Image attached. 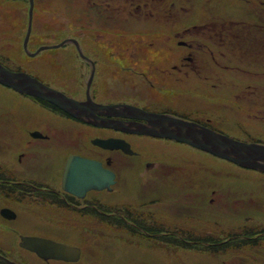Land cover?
Wrapping results in <instances>:
<instances>
[{"label": "rangeland", "instance_id": "rangeland-1", "mask_svg": "<svg viewBox=\"0 0 264 264\" xmlns=\"http://www.w3.org/2000/svg\"><path fill=\"white\" fill-rule=\"evenodd\" d=\"M30 6V0H0V64L9 70L32 77L37 74L42 83L77 101L65 92L77 95L82 87L84 89L86 82L88 95L93 79L96 82L95 87L107 80L106 76L95 74V71L87 73L84 81L80 80L82 71H79L78 67L83 66L82 60L89 56L97 59V65L109 68L118 65L154 68L189 65L192 62L185 59L191 55L194 64L199 69L204 67V72L209 74V77H202V71L200 79L193 76L187 79L186 83H190L189 85L177 84L175 90L190 87L192 92L195 86H200L202 82H209L212 87L219 84L216 92L208 91V95L204 92L202 96H209L211 106L217 107L220 112L222 107L224 108L223 122L218 127H221L220 130L210 128L211 126L204 128L240 142L264 145V44L252 52L242 50L244 43H236L235 47L229 45L230 38L236 42L235 36L231 34L238 32L239 35H244L246 26L254 31L264 29V0H33L31 14ZM30 20L28 53L33 54L32 57L23 49V40ZM226 27L230 31H227ZM261 39L264 40V37ZM45 47L50 48L36 54L39 49ZM104 51L111 53H103ZM186 78L188 77L181 81L185 82ZM127 85L118 90L109 89L110 92L105 89L103 94L100 90L96 94L99 93L98 97L103 100L109 98V93L116 90L119 93L117 97L127 99L130 101L128 103L142 105L141 101H145L144 104L153 100L166 104L165 97L158 96L164 95L160 88L139 84L136 88L139 87L143 92L139 95L136 91H131L128 83ZM201 89L192 93L201 98ZM169 91L173 92L171 88L165 90L167 93ZM88 97L91 104L100 105ZM173 97L167 105L177 102V96ZM33 98L0 84V108L3 112L9 110L23 113L24 109L37 114L47 113L50 118L57 117L54 111L58 108L56 105ZM195 102L197 107L203 106L201 100ZM116 106L115 110L120 115L116 114L115 117L137 118L148 122V125L130 123L127 126L133 124L150 128L151 123L147 120V115L185 121L172 115L148 113L127 104ZM98 116L103 117V114ZM219 119H222V116L212 118L213 124ZM130 134L156 139L147 145L135 143V139L130 141L131 146L127 143L131 151L133 147L139 154L124 162L128 167L118 170L120 185L124 180L129 184L131 180L139 177L138 170L143 162L155 160L173 163L176 169L175 173L170 175L173 179L203 178L209 182V186L203 190L204 201L194 195L195 198L188 202L187 212H178L177 218L162 224L179 233H184L185 229L192 230L194 236H191V239L195 241L201 237L199 244H192L190 240L188 242L191 245L178 241L175 238L176 233L155 234L160 238L161 257L182 258L173 264H187L184 259L192 258L197 261L202 257V253H205L207 260L199 264H220L223 260L244 253L248 259L256 261L255 250L251 249V252L247 253V250L239 251L238 248L241 244L251 242L264 247V173L242 168L218 159L207 151L192 148L168 137ZM120 150L125 152L121 148ZM2 174H6V170H3ZM111 175L115 177V174ZM114 183L112 181V185ZM183 183L178 182L176 187L186 193L189 186ZM218 185L222 188L223 202L216 201L218 198L212 194L213 187L217 189ZM49 188L54 190L55 186L51 185ZM131 193L129 192L130 195ZM124 197L127 198L126 194ZM50 199H53L52 195L49 198L44 195L39 198L46 202ZM183 204L179 203L177 210L185 208ZM199 204L208 206L209 209L204 222L198 216L196 206ZM52 209L45 208L47 212ZM167 229L165 228V231ZM256 233L260 234V240L242 241L236 237L238 234ZM116 235L107 234L96 239L90 235L86 237L82 233V240L85 239L86 246H90L99 241H113L112 237L115 238ZM144 238L146 239L140 240L151 241L146 236ZM192 262L194 261L189 263Z\"/></svg>", "mask_w": 264, "mask_h": 264}, {"label": "flooded vegetation", "instance_id": "flooded-vegetation-1", "mask_svg": "<svg viewBox=\"0 0 264 264\" xmlns=\"http://www.w3.org/2000/svg\"><path fill=\"white\" fill-rule=\"evenodd\" d=\"M105 52L111 53H103ZM192 59L191 55L186 56L185 60L192 63L182 66L152 68L118 65L109 68L97 65V59L89 56L85 60L81 59L84 65L78 67V70L82 71L80 80L84 81L87 73L91 71L106 76L107 80L95 87L96 82L93 79L88 95L86 82L83 83L84 89L82 87L77 95H69L66 92L65 94L78 102H87L89 96L100 105L127 104L148 113L172 115L217 130L223 122L224 108L222 107L220 112L217 107L211 106V99L207 95L208 91L216 92L219 84L216 87H212L209 82L196 85L192 92L197 93L198 89L202 88L201 98L194 95L190 87L175 90L177 84L187 86L190 84L186 83L187 79L193 76L200 79L199 75L206 71L204 67L199 69ZM204 74L202 77L208 79L209 74ZM184 77H188L185 82L181 81ZM127 83L131 91H136L139 95L143 93L139 87L136 88L139 84L162 89L164 95L158 96L165 97L166 104L153 100L144 104L145 101H141L142 105L128 103L130 101L127 99L117 97L119 93L116 90L109 93V98L103 100L98 97L99 93L96 94L100 90L103 94L105 89L106 92H110L109 89L112 88L118 90ZM170 88L173 92H165ZM204 92L207 95L202 96ZM173 95L177 96V102L167 105L170 98L174 99ZM200 100L203 106L197 107L195 101ZM54 111L56 118H50L47 113L37 114L24 109L23 113L9 110L3 112L0 108V264H173L182 258L161 257L160 238L155 234L176 233L175 238L178 241L191 245L188 242L190 240L192 244H199L201 237L192 240V230L185 229L184 233H179L162 224L177 218L178 212H187L188 202L193 198L199 197L204 201L203 190L209 186L206 179H173L170 177L176 171L173 163L155 160L143 162L138 170L139 177L131 180L129 184L124 180L120 185L118 170L128 167L124 162L138 156L139 152L133 147L132 154L120 149H102L93 141L122 140L131 146L132 139L136 140L135 143L147 145L156 138L130 134L118 128L97 127L58 108ZM219 115L222 119L213 124L212 118L215 119ZM96 117L105 119L106 116L96 114ZM109 121L117 126H127L130 123L148 125L146 120L137 118L114 116ZM94 163H98L108 174H115V177H112L114 179H99L97 170L92 171L89 168V164ZM3 170H6L4 175ZM112 181L115 182L113 185ZM178 182L189 186L186 193L176 187ZM98 183L103 185L102 188L95 187ZM51 185L55 186L54 190L49 188ZM129 192H132L131 195ZM212 194L218 198L216 201L222 202L220 185L217 189L213 187ZM42 195L46 198L52 195L53 199L41 201L39 198ZM179 203L185 208L177 210ZM46 207L53 209L47 212ZM196 208L198 216L204 222L209 212L208 206L199 204ZM165 228L170 229L165 231ZM82 233L86 237L90 235L96 239L107 234L117 235L112 237L113 241H99L95 242L96 245L86 246ZM143 235L151 241H141L140 239H146ZM153 236L155 237L151 238ZM236 237L242 241L261 239L258 238L259 233L238 234ZM121 238L123 240H120ZM46 241L65 247L60 251L47 248L43 251L46 256H42L38 251L45 250ZM239 247V251L247 250V253L251 252V249L255 250L256 261L241 253L239 256L223 260L220 264H264V247L255 245V242L241 244ZM206 260L205 253H202V257L197 261L192 258L184 259L187 264L204 263ZM191 261L194 262L189 263Z\"/></svg>", "mask_w": 264, "mask_h": 264}, {"label": "water", "instance_id": "water-1", "mask_svg": "<svg viewBox=\"0 0 264 264\" xmlns=\"http://www.w3.org/2000/svg\"><path fill=\"white\" fill-rule=\"evenodd\" d=\"M30 14L33 9V0H30ZM31 19V16H30ZM31 30V20L29 21L28 31L25 39L23 40V49L30 56L33 54L28 53V37ZM64 44V43H61ZM50 47L39 49L40 51ZM0 84L13 89L14 91L27 95L30 97L38 98L56 105L59 109L70 114L73 117L87 121L95 125H101L105 128H118L129 133L148 134L155 137H168L179 141L192 148L207 151L218 159H223L230 163L236 164L242 168L256 170L264 173V145L258 143H244L235 139L227 138L221 134L212 132L207 128L201 127L195 123L183 122L180 120L170 118H160L147 115V120L150 121L151 126L131 125V126H117L107 119H96V114H103V116L112 117L120 115L116 111V105L100 106L91 104V100L86 102H78L71 98L66 97L58 90L45 85L37 78L29 76L25 73L13 72L0 64ZM89 98V97H88ZM127 116V115H126ZM130 116V115H128ZM138 128V129H135ZM142 128V129H141ZM94 144L101 148L110 149H123L126 153H132L129 145L122 140H101L97 139ZM92 171L97 170L98 178L102 177L112 178L113 175L104 171L97 163L89 164ZM84 170V169H83ZM100 183L96 184V188H102ZM45 243V242H44ZM65 246L53 244L46 241L45 250L38 251L40 255L46 256L43 251L47 248L51 250L60 251ZM56 256V255H55ZM57 257V256H56Z\"/></svg>", "mask_w": 264, "mask_h": 264}, {"label": "trees", "instance_id": "trees-1", "mask_svg": "<svg viewBox=\"0 0 264 264\" xmlns=\"http://www.w3.org/2000/svg\"><path fill=\"white\" fill-rule=\"evenodd\" d=\"M247 27L248 26L245 27L246 28V32H244V35H239L238 32H233L231 35H233V37L235 36L234 38H236L235 39L236 42H234L230 38L229 45L235 47L236 43H244L245 46L241 47L242 50H245V52L246 51L247 52H249V51L252 52L254 50H257L259 46H263L262 44H264V40H262L261 38L264 37V29L263 28H259L257 31L256 30L254 31V30H251L250 27H248V28ZM230 28H232V27H230ZM226 29H227V31H230L229 28L226 27ZM232 29H234V28H232ZM34 77H36L37 79L42 81L37 74Z\"/></svg>", "mask_w": 264, "mask_h": 264}, {"label": "bare ground", "instance_id": "bare-ground-1", "mask_svg": "<svg viewBox=\"0 0 264 264\" xmlns=\"http://www.w3.org/2000/svg\"><path fill=\"white\" fill-rule=\"evenodd\" d=\"M39 80V79H38ZM40 81V80H39ZM21 95H23V94H21ZM27 97H29V96H27ZM223 199H224V197H222V202H223Z\"/></svg>", "mask_w": 264, "mask_h": 264}]
</instances>
